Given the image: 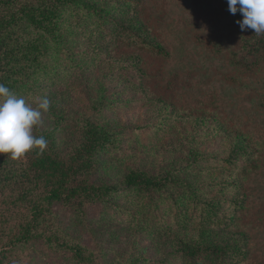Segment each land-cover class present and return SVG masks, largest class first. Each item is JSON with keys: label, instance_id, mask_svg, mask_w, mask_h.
Here are the masks:
<instances>
[{"label": "rangeland", "instance_id": "1", "mask_svg": "<svg viewBox=\"0 0 264 264\" xmlns=\"http://www.w3.org/2000/svg\"><path fill=\"white\" fill-rule=\"evenodd\" d=\"M104 2L88 0L96 5L90 22L76 24V36L56 55L60 61L39 79V91L58 92L52 99L61 116L58 139L71 145L79 117L90 112L110 128L111 147L102 151L109 177L130 169L161 177L170 171L171 187L159 193L189 195L182 205L155 206L148 192L141 198L125 192L111 203L84 206L80 223L69 204H54L55 219H73L74 235L104 257L135 252L165 264H187L188 251L206 238L226 245L237 237L232 233L243 232L249 239L241 254L208 255L210 261L199 264H264V56L254 64L255 53L241 49L240 12L230 13L227 0H120L106 14ZM34 97L26 94V100ZM54 124L52 114L43 113L40 126ZM236 134L246 138L251 157L224 162ZM235 197L244 198L240 207L232 204ZM219 198L225 201L216 207L221 221L210 215L202 222L196 202L208 207ZM119 223L125 230L110 241L103 232ZM44 251L35 242L16 248L14 257L18 264H73Z\"/></svg>", "mask_w": 264, "mask_h": 264}, {"label": "trees", "instance_id": "2", "mask_svg": "<svg viewBox=\"0 0 264 264\" xmlns=\"http://www.w3.org/2000/svg\"><path fill=\"white\" fill-rule=\"evenodd\" d=\"M119 1L106 0L101 4L100 11L109 13L118 7ZM134 3V7H137V2ZM95 8V3L88 4V0H0V83L25 99L26 94L30 93L46 96L50 100L47 112L55 119L52 127L39 125L34 129L35 135H44L48 141L43 154L32 150L19 159H12L10 154H0V205L5 204L0 206V264H18L20 259L14 257L15 249L35 242L43 244V253L59 255L67 263L165 264V258L145 257L135 252L124 254L120 251L115 254L116 258L104 257L103 252L91 249L74 235L73 224L70 223L74 222L73 219L62 218L58 221L54 217V204L62 207L69 204L72 217L80 223L83 221L84 206L93 202L111 203L125 192L137 194L139 198L144 192H148V199L155 206L171 200L182 205L185 204L187 194L189 195L184 191L175 195L173 192L166 195L159 193L162 189H167L165 187H171L166 175L171 174L170 171L161 177L130 169L117 179L109 177L103 171L106 168L104 166H107L103 153L111 147L110 128L96 121L90 112L79 117L80 126L71 145L65 147L58 139L57 128L61 126L58 124L61 116L53 112L52 100L58 92L51 88L46 92L39 91V79L60 61V57L56 55L64 48L69 36L72 35L73 39L76 36V24L90 22L88 12ZM241 19L242 14L239 13L238 20ZM136 20L141 28L138 18ZM154 45L159 46L156 42ZM240 46L241 49L247 48L249 52L255 53L254 64H260V55L264 56V35L257 36L253 30L247 29ZM55 86L57 85L52 88ZM98 101V97L91 98L89 109L94 110ZM247 146L246 138L242 134H236L233 153L224 158V162L232 163L238 155H245L250 159L251 152L247 151ZM236 184H231L232 189H235ZM121 186L123 188L119 189ZM225 187L221 186L220 190L223 191ZM224 202L221 198L214 199L211 206L206 207L202 206V199L198 200L196 206L202 212L201 221L210 215L221 221L216 207ZM243 203V197L232 200L235 207H240ZM7 207L10 208L6 209ZM122 210L127 213L125 209ZM133 213L135 215L132 219L137 218L136 210ZM122 225L119 223L118 228L109 232L105 230V237L113 241L125 230L121 228ZM234 235L237 236L234 241L226 245H217L209 238L204 239L206 243L188 251L192 252L188 253L189 262L191 259L195 264L209 262L208 255L215 258L216 255L232 257L236 252L241 254L240 251L247 245L249 238L243 232H234L232 236ZM110 243L113 246L116 242ZM185 252L187 250L182 254L187 258Z\"/></svg>", "mask_w": 264, "mask_h": 264}, {"label": "clouds", "instance_id": "3", "mask_svg": "<svg viewBox=\"0 0 264 264\" xmlns=\"http://www.w3.org/2000/svg\"><path fill=\"white\" fill-rule=\"evenodd\" d=\"M230 13L238 11L241 30L251 29L264 35V0H227ZM50 109L46 96H36L31 101L17 96L4 83H0V154H10L12 159L22 158L27 152L37 150L43 154L48 146L44 135H35L34 129L42 124V115Z\"/></svg>", "mask_w": 264, "mask_h": 264}]
</instances>
